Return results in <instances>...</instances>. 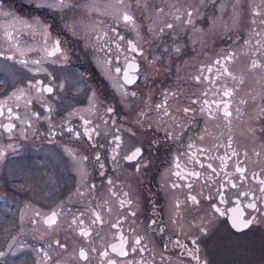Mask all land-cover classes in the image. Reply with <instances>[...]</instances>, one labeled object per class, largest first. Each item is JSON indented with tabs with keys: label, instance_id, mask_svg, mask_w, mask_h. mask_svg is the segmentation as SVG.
<instances>
[{
	"label": "flooded vegetation",
	"instance_id": "flooded-vegetation-1",
	"mask_svg": "<svg viewBox=\"0 0 264 264\" xmlns=\"http://www.w3.org/2000/svg\"><path fill=\"white\" fill-rule=\"evenodd\" d=\"M45 2L0 0L1 263L264 264V0Z\"/></svg>",
	"mask_w": 264,
	"mask_h": 264
},
{
	"label": "snow or ice",
	"instance_id": "snow-or-ice-1",
	"mask_svg": "<svg viewBox=\"0 0 264 264\" xmlns=\"http://www.w3.org/2000/svg\"><path fill=\"white\" fill-rule=\"evenodd\" d=\"M121 2H122V0H121ZM25 3L29 7L34 8L37 11L42 10V9H46V8L53 7L52 4H49V3L45 2V0H40V2H37V0H25ZM55 4H56V6H66L65 5V0H55ZM192 14L193 13L191 11H189L187 13V15L189 17H191ZM122 19L125 22H131L133 18L131 16L127 15V14H123ZM189 23H191V20H189ZM262 23H264V21H262ZM167 27L171 28L172 25H168ZM131 47H132V50L133 51H136L137 50L134 45H131ZM56 51H59V49L57 48ZM228 59H231V57H229ZM257 66L258 65L255 62H253L252 67L255 68ZM116 71L119 72L120 69H116ZM125 79H126V82L127 83H133L134 82V78H130L127 75H126ZM197 79H199V78L197 77ZM44 91L51 92L52 89L51 88H45ZM133 95H135V94L133 93ZM232 95H233L232 90H225L223 92V96L224 97H231ZM221 103L223 105L222 111L224 113L225 118L231 116V112L228 110L229 109V104L226 101H222ZM217 107H220V105H217ZM108 111H112V109H108ZM185 111H188V110L185 109ZM139 151L140 150L137 149L136 152H134L131 156L127 157V159H129V160L135 159V157L139 154ZM233 155H235V153H233ZM209 167H211V166L209 165ZM237 171L243 173V169H239L238 168ZM193 175H199V174L198 173H193ZM260 183L262 185H264V181H260ZM235 186L236 185H234V184L232 185V187H235ZM261 191L264 192V188H262ZM191 199L195 202V198L194 197H192ZM247 207L258 211L257 206H256V204L254 202L251 203V204H248ZM217 211H219V209H217ZM221 215H223V213H221ZM55 217H56V214L53 213V215L48 218V222L49 223H55ZM97 222H101L102 223V221L100 220V217H99L98 214L96 215V219L93 221V223H97ZM254 222H255V217H251V218H249L247 220H244V219H242L241 214H235L233 216V219H232V226L237 231H242L244 229L249 228ZM202 231H205V230L202 229ZM81 234L84 235V236L89 235V233L87 231H82ZM136 243L139 244V240H137ZM193 243H195V242H193ZM112 251H117L116 246H112ZM133 251H135V249H133ZM119 254L121 256L127 255V253L123 250V243H121V246H120V249H119ZM80 255L83 258H85V259L87 258L86 254L83 252V250L81 251ZM105 255H107V253H105ZM196 258L198 259V257H196ZM202 264H206V262H202Z\"/></svg>",
	"mask_w": 264,
	"mask_h": 264
},
{
	"label": "rangeland",
	"instance_id": "rangeland-1",
	"mask_svg": "<svg viewBox=\"0 0 264 264\" xmlns=\"http://www.w3.org/2000/svg\"><path fill=\"white\" fill-rule=\"evenodd\" d=\"M0 209H1V208H0ZM1 210H2V209H1ZM1 212H2V211H0V217H2V216H1ZM3 229H4L3 227H0V239L2 238V237H1V235H2L1 232H2ZM1 242H2V241L0 240V264H6L5 262H2V263H1V260H2V257H3L2 255H3V253H4V249L1 247ZM5 261H6V260H5Z\"/></svg>",
	"mask_w": 264,
	"mask_h": 264
}]
</instances>
